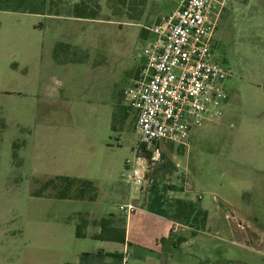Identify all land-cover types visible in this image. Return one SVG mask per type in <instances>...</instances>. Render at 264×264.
<instances>
[{"label":"rangeland","instance_id":"1","mask_svg":"<svg viewBox=\"0 0 264 264\" xmlns=\"http://www.w3.org/2000/svg\"><path fill=\"white\" fill-rule=\"evenodd\" d=\"M124 1L0 0V264H73L72 250L96 244L76 238L87 218L125 229L118 207L139 199L140 187L125 165L136 135L122 91L148 29L178 3ZM214 39V59L231 73L224 117L187 147L163 146L147 175L186 180L188 197L208 207L203 229L177 248L165 243V264H264V0H230ZM134 163L138 175L145 165ZM58 178L92 182L96 201L89 189L85 200L55 198ZM142 226L139 235L131 222V239L159 233L148 219ZM127 261L159 264L142 253Z\"/></svg>","mask_w":264,"mask_h":264},{"label":"built area","instance_id":"2","mask_svg":"<svg viewBox=\"0 0 264 264\" xmlns=\"http://www.w3.org/2000/svg\"><path fill=\"white\" fill-rule=\"evenodd\" d=\"M176 1L148 29L152 39L137 55V76L122 91L135 116L134 160L125 162L135 187H151L147 175L162 162L163 146L187 147L193 134L224 117L229 100L225 81L231 73L214 59L213 51L217 20L230 0ZM137 159L145 164L138 175ZM118 209L130 215L137 207L127 203Z\"/></svg>","mask_w":264,"mask_h":264},{"label":"crops","instance_id":"3","mask_svg":"<svg viewBox=\"0 0 264 264\" xmlns=\"http://www.w3.org/2000/svg\"><path fill=\"white\" fill-rule=\"evenodd\" d=\"M177 181L179 180L177 179ZM149 182L151 183L149 189L139 188V199H130L127 202L134 204L137 210L126 217L127 223L123 233L120 232L122 231L121 225L112 222V219L103 218L106 221L104 231L110 230L113 233L107 234L105 238L99 240L92 239L93 235L99 234L98 232L87 233L86 238L92 239L96 244H93L87 250L81 248L72 250L73 264H124L125 262L128 264L127 258L130 252L132 256L142 253L150 261L159 259V264H165V243L173 244L174 248H177L176 246L185 243L190 236L195 234V231L190 227L173 220L174 210L171 205L175 200L191 202L195 206V210L207 212L208 222V207L204 204L198 207L194 199L191 200L188 197L189 193H187V187L185 186V184L188 185V182L186 180L183 179L181 183H176L173 178L169 182L153 178ZM159 186H161V190L163 189L162 195L158 192ZM145 219L155 223L159 233L155 234L154 238L148 242H145L142 238L133 237L131 239V222H134L135 230L139 231L140 235L143 231L142 224ZM86 220L88 221L87 227L91 226L93 229L97 230L99 228L101 230V226L98 224L101 220L88 218ZM95 222L96 225H94Z\"/></svg>","mask_w":264,"mask_h":264},{"label":"trees","instance_id":"4","mask_svg":"<svg viewBox=\"0 0 264 264\" xmlns=\"http://www.w3.org/2000/svg\"><path fill=\"white\" fill-rule=\"evenodd\" d=\"M145 2V0H143ZM121 4H125V1L122 0ZM158 21H156L154 24H157ZM56 51V50H55ZM57 53H55L56 55ZM137 76V72L135 73L134 77ZM127 116V111H122L118 113V115L115 117L116 122H121V120H124ZM113 128V127H112ZM172 167L173 164L171 162H168ZM58 180L62 183V188L59 189L58 195H55L54 197L60 200H85V189L91 190L90 192H93V195L88 197L86 200L89 201H95L97 198V195L95 194V186L90 181H82L72 178H58ZM57 181V180H56ZM80 185L81 187H77V185ZM77 191V193H76ZM171 207L174 210V213L172 215V218L174 221L186 225L193 229L194 231H197L199 228H204L207 222V212L201 211V210H195V206L191 202L183 201V200H175L172 202ZM191 221L193 222L192 224ZM97 223L95 222L94 225ZM98 224L101 226V232L97 235H93L92 239L99 240L105 238V235H109L110 230L104 231V225L106 224V221L103 219L98 222ZM88 221L85 219L83 221V224L77 226L76 230V238H86V234L82 232L83 227H87ZM107 232V233H104Z\"/></svg>","mask_w":264,"mask_h":264},{"label":"flooded vegetation","instance_id":"5","mask_svg":"<svg viewBox=\"0 0 264 264\" xmlns=\"http://www.w3.org/2000/svg\"><path fill=\"white\" fill-rule=\"evenodd\" d=\"M215 47H216V44H215ZM215 49V48H214Z\"/></svg>","mask_w":264,"mask_h":264}]
</instances>
